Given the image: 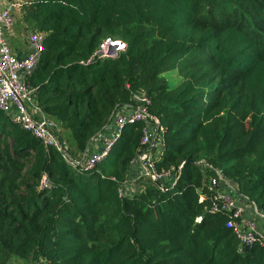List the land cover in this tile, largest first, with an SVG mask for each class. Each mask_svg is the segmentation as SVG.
<instances>
[{
  "label": "trees",
  "instance_id": "16d2710c",
  "mask_svg": "<svg viewBox=\"0 0 264 264\" xmlns=\"http://www.w3.org/2000/svg\"><path fill=\"white\" fill-rule=\"evenodd\" d=\"M24 9L45 35L26 82L71 159L144 95L160 126L155 168L182 166L166 191L147 183L119 198L144 149L142 123L125 125L108 156L82 171L0 111V264H264V247L240 248L228 214L211 212L206 187L219 170L264 215V0H35ZM107 38L125 44L114 59L95 55ZM44 174L49 190L38 187Z\"/></svg>",
  "mask_w": 264,
  "mask_h": 264
},
{
  "label": "built area",
  "instance_id": "2783aa9c",
  "mask_svg": "<svg viewBox=\"0 0 264 264\" xmlns=\"http://www.w3.org/2000/svg\"><path fill=\"white\" fill-rule=\"evenodd\" d=\"M8 1V2H7ZM35 0H0V111L6 114L11 123L30 132L44 145H52L63 153L65 160L73 167L78 166L82 171L96 168L110 153L112 147L120 137L125 125L142 123L140 145L144 147L130 162L133 169L118 187V196H133L143 191L147 183L156 184L160 191H166V184L174 185L180 174L181 166L177 168L158 170L155 161L161 156L162 144L159 140V121L151 115L150 99L144 95L134 96L133 103L124 105L113 112L109 122L90 142L86 154L77 161L71 159L59 144L53 129L54 121L48 117L36 104L26 79L35 69L44 50L45 35L31 31L27 35V51L18 57L12 53L6 32L14 25V13L23 10ZM125 44L111 38L105 39L95 53L99 58H116L123 51ZM202 170L212 169L204 160L199 161ZM214 170L215 176L209 177L207 190L211 193V212L228 214L226 227L230 229L238 240L240 248L258 245L264 247V228H259L257 219L264 220L254 202L248 198H241L242 202L232 194L235 186L226 180L219 170ZM115 181V178H111ZM46 174L39 182V189L51 188ZM204 198L200 196L199 200ZM244 201L246 204H244ZM251 213V218L246 211ZM201 217L195 221L199 222Z\"/></svg>",
  "mask_w": 264,
  "mask_h": 264
},
{
  "label": "crops",
  "instance_id": "0c3cea01",
  "mask_svg": "<svg viewBox=\"0 0 264 264\" xmlns=\"http://www.w3.org/2000/svg\"><path fill=\"white\" fill-rule=\"evenodd\" d=\"M24 12H25V9L14 13L15 25L8 32H6V37H7L10 49L12 53L16 54V56L18 57H21L26 53L27 35L29 32H31V28H29L27 23L24 21V16H23ZM131 170L133 169L131 168ZM231 192L233 195L235 192L236 199L239 202L243 203V201L241 200V197L236 194L235 189H233ZM244 204H246L245 201H244ZM246 215L249 218L252 217L249 210L246 211ZM257 225L259 228H264V220L257 219ZM23 262L24 261L20 259H12L9 264H23Z\"/></svg>",
  "mask_w": 264,
  "mask_h": 264
},
{
  "label": "rangeland",
  "instance_id": "374dc122",
  "mask_svg": "<svg viewBox=\"0 0 264 264\" xmlns=\"http://www.w3.org/2000/svg\"><path fill=\"white\" fill-rule=\"evenodd\" d=\"M29 26V25H28ZM31 29H33L31 26H29ZM32 31V30H31ZM164 77H166V79L168 80V82L170 83V85L171 86H175V85H177L178 83H179V78L176 76V74L175 73H173V72H168V73H165L164 74ZM67 137H69L68 135H67ZM58 140V142H60V140L59 139H57ZM15 259V258H14ZM23 264H27V263H25V261L23 262Z\"/></svg>",
  "mask_w": 264,
  "mask_h": 264
},
{
  "label": "water",
  "instance_id": "95a60500",
  "mask_svg": "<svg viewBox=\"0 0 264 264\" xmlns=\"http://www.w3.org/2000/svg\"><path fill=\"white\" fill-rule=\"evenodd\" d=\"M83 154H86V150H85V152Z\"/></svg>",
  "mask_w": 264,
  "mask_h": 264
}]
</instances>
